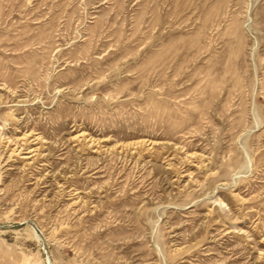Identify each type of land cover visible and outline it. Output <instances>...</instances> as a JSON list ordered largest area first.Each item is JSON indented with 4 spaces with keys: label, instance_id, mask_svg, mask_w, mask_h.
I'll use <instances>...</instances> for the list:
<instances>
[{
    "label": "rangeland",
    "instance_id": "obj_1",
    "mask_svg": "<svg viewBox=\"0 0 264 264\" xmlns=\"http://www.w3.org/2000/svg\"><path fill=\"white\" fill-rule=\"evenodd\" d=\"M0 264H264V0H0Z\"/></svg>",
    "mask_w": 264,
    "mask_h": 264
},
{
    "label": "bare ground",
    "instance_id": "obj_2",
    "mask_svg": "<svg viewBox=\"0 0 264 264\" xmlns=\"http://www.w3.org/2000/svg\"><path fill=\"white\" fill-rule=\"evenodd\" d=\"M39 138V137H38ZM41 139V138H40ZM28 148V147H27ZM32 150V149H31Z\"/></svg>",
    "mask_w": 264,
    "mask_h": 264
}]
</instances>
